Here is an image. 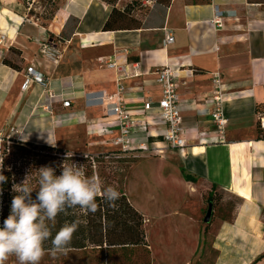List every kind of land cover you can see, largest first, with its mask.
Listing matches in <instances>:
<instances>
[{"label":"crops","instance_id":"crops-1","mask_svg":"<svg viewBox=\"0 0 264 264\" xmlns=\"http://www.w3.org/2000/svg\"><path fill=\"white\" fill-rule=\"evenodd\" d=\"M131 1L119 0L115 9L122 11ZM141 5L147 12L131 10L135 20L124 24L128 27L113 24L104 30L113 6L101 0H62L45 25L34 19L24 0H0V133L13 128L20 142L77 154H92L102 146L113 149L116 123L98 105L97 93L113 94L124 71L120 84L125 109L140 115L144 101L160 99L156 73L167 65L177 74L186 145L160 155L146 153V160L132 169L144 174L137 182L139 190L155 194L156 201L166 199L168 188L181 190L185 200L189 195L197 199L198 193L207 197L212 189L235 195L239 203L231 219L214 228L209 225L210 246L216 252L213 264H264V130L257 111L264 103V5L250 0H170L167 6L143 0ZM216 11L219 27L214 23ZM164 30L174 37L169 46L164 45ZM44 41L59 50L56 62L39 56ZM108 62L115 67L108 68ZM30 66L43 74L45 84L24 89ZM214 73L220 76L226 119L222 136L211 118ZM49 93L69 100L70 107L50 100ZM148 118L162 128L154 113ZM132 138L142 140L145 135L136 131ZM128 200L152 219L130 196ZM196 205L190 226H175L170 237L160 238L164 251L169 245L185 255L183 260L176 256L177 264H189L202 239ZM168 214L153 217L161 222Z\"/></svg>","mask_w":264,"mask_h":264},{"label":"trees","instance_id":"trees-1","mask_svg":"<svg viewBox=\"0 0 264 264\" xmlns=\"http://www.w3.org/2000/svg\"><path fill=\"white\" fill-rule=\"evenodd\" d=\"M108 5H112V12L110 17L105 22L104 30H109L113 24H118L119 27H128L124 25L128 21H134L135 19L130 17V11H138L139 4L137 1H131L127 3L122 11L115 9V4L118 0H101ZM256 1L261 5H264V0H250ZM40 3L43 12L41 15L35 14V8L29 10L30 14L45 25L47 21L52 20L54 13L58 9L55 4L56 0H35L34 3ZM170 0H156V4L167 6ZM32 4V6H33ZM137 4V5H136ZM48 13L47 17H44ZM44 15V16H43ZM137 22V21H136ZM138 25V23H137ZM7 66L16 69V66L2 60ZM262 103L257 106V111L261 109ZM11 146V153L5 148ZM3 150L0 153V160L3 161L0 172L7 177L6 182L0 184V228L4 225V220L9 216L11 211V202L16 192L13 191L14 185H20L27 178V183L35 189L32 192V198L35 200L37 191L39 189V169L41 167H52L55 169V174H62V165L75 163L77 165H83L85 174L87 176L96 175L102 184V187L112 186L120 193V197L115 201V207H109L101 197H97L98 209L95 213L86 212L79 206L74 208H67L64 212L57 215L54 226L50 223V228L53 237L60 230L65 223L78 222V229L73 234L70 245L68 246V254L77 253H99L107 258L111 257V254L116 251H126L136 248H146L147 242L145 239V232L143 229V218L141 214L131 205L125 193L123 192L122 180H113L112 182H104V176L102 175L103 165L98 170V164L104 163V159H111L112 156L120 153H126L119 150H108L106 153L98 155L92 154H77L71 153L58 147H52L47 145H34L31 143L20 141H9L3 146ZM18 165V167H17ZM184 179L189 182H193V178L190 176H184ZM215 188V186H212ZM213 190V189H212ZM206 201L212 204L213 195L211 193L206 197ZM44 247L46 254L41 259L51 256L47 250L51 249V239L45 242ZM60 257L63 254L58 255ZM17 258L13 255L5 262L10 263Z\"/></svg>","mask_w":264,"mask_h":264},{"label":"rangeland","instance_id":"rangeland-1","mask_svg":"<svg viewBox=\"0 0 264 264\" xmlns=\"http://www.w3.org/2000/svg\"><path fill=\"white\" fill-rule=\"evenodd\" d=\"M38 1L39 0H37V2ZM141 1L143 2V0ZM141 1H138L139 7L141 6L139 8V10L141 11L140 15H145L147 10L146 7H143L141 5ZM149 1L153 5L156 0ZM61 2L62 0H56L55 4L57 5V7ZM32 8H35V14L37 15H41L43 12L40 3L35 2ZM47 16L48 13L44 17ZM258 113V120L260 124L261 119L264 118V103H262L261 109ZM11 146L12 144H9L8 147L5 146L7 151H9L10 153ZM2 150L3 147H0V153ZM106 150L111 149H109V147L107 146H102L100 148H97L96 152L92 153V155L96 156L101 153L104 154L108 152ZM146 157H148V154L146 153H116V155L112 156L111 159H104V163H99L98 170L103 165L102 175L104 176L103 180L105 183L112 182L113 180H122V189L126 197L129 199L130 196L133 204H135L149 216H152V219H150L149 217H145L138 210L143 218V229L145 232V238L147 240V247L131 249L130 251L126 250L123 252H113L111 254V257L107 258V261L105 260V257L99 253H77L72 255H64L62 257L49 256L47 258H44V261L41 262L42 264H177L176 256L179 257V260H183L185 258V255H179V253L176 254V250L170 249L169 245H167L168 248H166L165 251L163 250L164 248H162V246L161 249L159 247L160 238L163 236V234L167 237H170L171 232L175 228V226H190V222L192 223L194 217L196 216V203L200 206L198 224L202 230V239L189 264H213V261L216 257V252L210 246V242L213 239V230L211 231L209 225L210 223H213L214 228V226L217 225L218 222L222 220H230L233 211L239 203V199L231 193L222 190H212L211 194L213 195V201L211 204V216L208 222L204 221L209 205L204 194L199 195L198 193V198L194 200L191 199V195H189L190 199L185 200L187 196L183 195V192L181 190L171 191V188H168L163 194L166 199L156 201L155 194L148 195L147 192L139 190L140 187L138 186L137 182L139 179H142L141 177L144 176V174L141 173L140 168L136 167V169L132 171V169L138 164V162H140L141 160H146ZM142 168H144L143 165ZM130 173L131 176L129 178L130 181L128 185V196L126 192V184ZM165 194L167 196H165ZM132 206L134 207V205ZM173 209L177 210V213H175V215L171 212ZM162 211H169V214L167 215V219H164L160 222V219H157L153 216H156L157 213H160ZM163 244H167L165 240ZM6 264H19V262L18 260H15Z\"/></svg>","mask_w":264,"mask_h":264},{"label":"clouds","instance_id":"clouds-1","mask_svg":"<svg viewBox=\"0 0 264 264\" xmlns=\"http://www.w3.org/2000/svg\"><path fill=\"white\" fill-rule=\"evenodd\" d=\"M2 165L0 160V168ZM61 167L60 175L48 166L38 170L39 189L35 200L31 195L35 189L27 183V178L22 184L13 186L17 195L13 197L10 214L0 228V264H5L13 255L19 264H40L46 254L44 244L49 239L52 247L47 251L51 256L67 255L78 222L65 223L53 237L49 225L54 226L57 215L77 206L95 213L97 197L109 207H115V201L120 197L116 188L102 187L96 175L89 177L85 174L83 165L64 163ZM6 180L7 177L0 172V184Z\"/></svg>","mask_w":264,"mask_h":264},{"label":"built area","instance_id":"built-area-1","mask_svg":"<svg viewBox=\"0 0 264 264\" xmlns=\"http://www.w3.org/2000/svg\"><path fill=\"white\" fill-rule=\"evenodd\" d=\"M35 0H25L27 9L30 10ZM131 1V0H129ZM214 23L219 27V14L216 11L214 15ZM164 45L169 46L174 42V37L164 30ZM2 38H0V44ZM39 56L48 62H56L59 57V50L52 46L49 42L44 41L40 43ZM108 68L115 67L114 62L106 64ZM156 82L159 85L161 97L153 103L151 101H144L142 106V113L140 115H130L124 105L122 99L123 87L120 84L121 77H126L125 72L116 82V91L111 95H99L98 105L106 108V112L116 123L117 135L111 139L110 145L113 149L122 152H142L160 155L162 152L169 149H182L185 147V140L183 138L184 130L181 127L180 105L177 95V74L169 66L165 65L156 73ZM32 84H45L43 74L38 72L34 67L30 66L25 74L23 88L28 89ZM212 90L211 101L214 104V109L211 112L213 125L220 136L226 126V119L223 117L222 110V88L220 85V76L218 73L212 74ZM50 100L57 99L63 108L70 107V101L61 97V95L48 94ZM58 97V98H57ZM154 113L162 124V128L156 127L155 124L149 123L148 116ZM260 128L264 130L263 119L260 122ZM139 131L145 135V139L135 140L132 134ZM18 132L13 128L8 129L7 132L0 133V147L6 142L18 141L16 135ZM161 144V145H160Z\"/></svg>","mask_w":264,"mask_h":264},{"label":"water","instance_id":"water-1","mask_svg":"<svg viewBox=\"0 0 264 264\" xmlns=\"http://www.w3.org/2000/svg\"><path fill=\"white\" fill-rule=\"evenodd\" d=\"M210 216H211V204L209 203L208 209H207V212H206V215H205V218H204V221L208 222L209 219H210Z\"/></svg>","mask_w":264,"mask_h":264},{"label":"bare ground","instance_id":"bare-ground-1","mask_svg":"<svg viewBox=\"0 0 264 264\" xmlns=\"http://www.w3.org/2000/svg\"><path fill=\"white\" fill-rule=\"evenodd\" d=\"M263 123H264V118H263Z\"/></svg>","mask_w":264,"mask_h":264}]
</instances>
